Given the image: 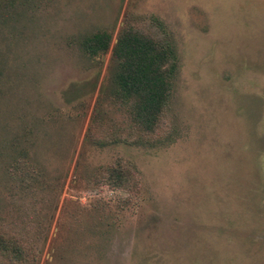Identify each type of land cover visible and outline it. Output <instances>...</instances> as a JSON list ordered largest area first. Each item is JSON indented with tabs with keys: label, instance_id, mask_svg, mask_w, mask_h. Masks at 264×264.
<instances>
[{
	"label": "rangeland",
	"instance_id": "374dc122",
	"mask_svg": "<svg viewBox=\"0 0 264 264\" xmlns=\"http://www.w3.org/2000/svg\"><path fill=\"white\" fill-rule=\"evenodd\" d=\"M126 25L177 56L149 135L79 46ZM0 230V264H264V0H0Z\"/></svg>",
	"mask_w": 264,
	"mask_h": 264
},
{
	"label": "trees",
	"instance_id": "16d2710c",
	"mask_svg": "<svg viewBox=\"0 0 264 264\" xmlns=\"http://www.w3.org/2000/svg\"><path fill=\"white\" fill-rule=\"evenodd\" d=\"M113 38L112 32L101 29L83 36L79 46L89 58L100 57L112 49L113 66L109 85L112 100L124 115L126 111L128 128L146 135L152 134L164 116L171 98L177 67L176 53L164 38H154L127 25L119 29L112 44ZM90 140L95 145L106 143V140L94 139L92 136ZM110 141L126 143L128 140L120 137ZM27 155L26 150H23L20 157L25 158ZM18 162L23 171V179L31 176L36 181L40 175L37 167H29L22 160ZM28 168L33 176L28 174ZM126 174L117 166L106 169V179L113 187L126 185ZM0 254L10 260H22L25 257L22 246L1 230Z\"/></svg>",
	"mask_w": 264,
	"mask_h": 264
}]
</instances>
